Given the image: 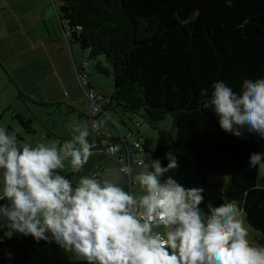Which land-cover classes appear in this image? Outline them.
Returning a JSON list of instances; mask_svg holds the SVG:
<instances>
[{"label":"clouds","instance_id":"obj_1","mask_svg":"<svg viewBox=\"0 0 264 264\" xmlns=\"http://www.w3.org/2000/svg\"><path fill=\"white\" fill-rule=\"evenodd\" d=\"M200 94L222 130L264 139V76L244 78L239 92L214 80ZM68 128L70 138L33 144L0 124V243L31 237L55 245L68 264H264V245L253 241L242 208L227 198L230 174L218 178L216 197L207 199L203 184L178 179L179 159L169 148L150 163L138 161L125 188L85 172L96 142L86 123L74 120ZM247 167L264 172V152L251 151ZM4 254L14 258L11 250Z\"/></svg>","mask_w":264,"mask_h":264},{"label":"trees","instance_id":"obj_2","mask_svg":"<svg viewBox=\"0 0 264 264\" xmlns=\"http://www.w3.org/2000/svg\"><path fill=\"white\" fill-rule=\"evenodd\" d=\"M59 2L58 16L69 26V37L88 51L76 65L78 70L88 77L91 58L97 70L112 73L114 92L106 110L121 106L126 112L142 113L151 123L173 117L163 145L154 146L145 138V162L172 148L177 156L187 151L194 158L198 175L230 174L227 198L242 208L264 245V175L247 167L251 151L264 152V139L222 130L211 109L203 107L206 97L200 94L214 80H224L239 92L244 78L264 76V0H232L231 7L225 0ZM15 117L27 131H35L33 118L19 112ZM47 135L66 139L52 130ZM204 183L216 192L221 186L219 179ZM38 245L46 243L36 244L31 237L6 239L0 249L11 250L14 258L9 261L4 254L0 264H24Z\"/></svg>","mask_w":264,"mask_h":264},{"label":"rangeland","instance_id":"obj_3","mask_svg":"<svg viewBox=\"0 0 264 264\" xmlns=\"http://www.w3.org/2000/svg\"><path fill=\"white\" fill-rule=\"evenodd\" d=\"M21 2L18 12H24V15L18 20L16 27L12 23L11 26L14 27L9 30L3 23L6 16L0 14V124L19 129L21 142L33 144L42 138L62 141L60 137L45 136L47 130L70 138L68 124L74 120L86 123L91 136L95 137L87 118L90 101L78 80L75 67L84 60V53L88 54V51L72 42L69 37V26L65 23L63 25L58 16L59 0H48L51 9L44 6L42 0ZM48 12L50 14L46 15ZM88 62L89 81L94 87L101 89L103 94H112V73L97 70L95 59L88 58ZM50 69L56 70V74H49ZM18 112L26 119L33 118L34 132H29L22 126L15 117ZM108 114L122 132L129 134L132 131L127 136L130 144L136 140L143 143L148 137L155 146L163 145L164 131H170L173 127V117L170 114L154 123L149 122L142 113L126 112L121 106H115ZM137 122L140 123L139 126ZM113 125L112 121L107 123L108 127L116 129ZM115 132L122 135L119 129ZM134 155L145 156L146 153L137 152ZM178 159L179 169L175 173L178 179L186 185L203 184L209 193L207 199L216 197V188L204 182L205 179L207 182L217 180L223 174L208 172L206 176L198 175L194 171V158L187 151H180ZM79 175L72 178L76 179ZM263 175L264 172L259 171V177ZM243 215L253 241L260 245V233L249 225L244 212ZM49 252L56 256L47 259L45 256ZM64 258L55 245H38L24 264H64Z\"/></svg>","mask_w":264,"mask_h":264},{"label":"built area","instance_id":"obj_4","mask_svg":"<svg viewBox=\"0 0 264 264\" xmlns=\"http://www.w3.org/2000/svg\"><path fill=\"white\" fill-rule=\"evenodd\" d=\"M75 67L78 80L90 101L89 119L92 129L95 132L94 140L96 142L94 153H104V155L113 160L114 164H116L119 169L127 164V174L130 176L133 168L139 166L138 161H145L143 156L140 157L134 155L137 152L144 151L143 143L140 140H136L132 144L128 142L127 136L132 134V131H130L129 134H122L121 141L113 139V135L105 129V126L109 121L114 122L105 108V105L110 102L111 96L109 94H103L101 89L91 86L86 73L80 72L78 66ZM139 125L140 124L137 122V126ZM141 149L143 150L141 151ZM107 169V166H101L98 164L93 173H101V170ZM128 183H131V176ZM3 255L4 253L0 249V259Z\"/></svg>","mask_w":264,"mask_h":264},{"label":"crops","instance_id":"obj_5","mask_svg":"<svg viewBox=\"0 0 264 264\" xmlns=\"http://www.w3.org/2000/svg\"><path fill=\"white\" fill-rule=\"evenodd\" d=\"M42 1H43L44 6L48 7V9H51V8H49L50 5L48 3V0H42ZM21 5H22L21 0H0V14L3 17L6 16V20H4L3 23L9 30L11 27H14V26L16 27L18 20L21 19L22 16L24 15V12H20V13L18 12V9ZM45 14L48 15V14H50V12L45 13ZM13 17L14 18L16 17V20ZM12 23L14 24V26H11ZM56 72H57L56 70L50 69L49 74L53 75V74H56ZM87 118H88V120H90L89 114L87 115ZM112 125L116 127L115 122H112ZM105 129L108 132H110L114 137H121L122 136V135L116 134V132H115L116 130L118 131V129H119V131L122 132V130L119 128V126H117L115 129L111 126L108 127L106 124ZM122 134H126V133L122 132ZM45 136H47V134H45ZM141 156L142 155H140V157ZM98 164L101 166H107L108 167L107 170H101V174H103V175H105L111 179L119 180L121 183L124 184L125 188H127L128 184H129L128 181H129L130 176H132L137 170H139V166H135L133 168L130 176L128 174L125 175V174L120 172V169L117 167L116 164H114L112 159L108 158L102 152H97V153H94V155L89 159L88 163L85 165V172H94L95 167ZM181 182L183 183L184 181H181ZM189 186H192V185L189 184ZM54 256H56L54 253L49 252L45 257H47V259H49V258H52ZM65 261H66V257L64 258L63 263H65Z\"/></svg>","mask_w":264,"mask_h":264},{"label":"water","instance_id":"obj_6","mask_svg":"<svg viewBox=\"0 0 264 264\" xmlns=\"http://www.w3.org/2000/svg\"><path fill=\"white\" fill-rule=\"evenodd\" d=\"M215 202L216 203H219V202H221V200L219 198H217V200Z\"/></svg>","mask_w":264,"mask_h":264}]
</instances>
